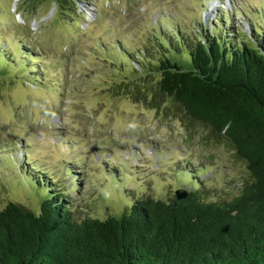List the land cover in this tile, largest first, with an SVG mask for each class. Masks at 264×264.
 I'll list each match as a JSON object with an SVG mask.
<instances>
[{
    "label": "rangeland",
    "instance_id": "374dc122",
    "mask_svg": "<svg viewBox=\"0 0 264 264\" xmlns=\"http://www.w3.org/2000/svg\"><path fill=\"white\" fill-rule=\"evenodd\" d=\"M223 1L81 0L64 16L54 0H0V210L64 194L76 219H105L176 189L238 194L250 174L228 141L167 97L154 108L110 89L158 38L263 43L264 0Z\"/></svg>",
    "mask_w": 264,
    "mask_h": 264
},
{
    "label": "trees",
    "instance_id": "16d2710c",
    "mask_svg": "<svg viewBox=\"0 0 264 264\" xmlns=\"http://www.w3.org/2000/svg\"><path fill=\"white\" fill-rule=\"evenodd\" d=\"M79 1L54 0L64 16L79 13ZM173 39L158 38L139 54V74L110 89L154 108L167 97L228 141L250 174L241 191L208 200L195 186L181 199L147 197L119 216L83 220L64 194L39 212L11 201L0 210V264H264V41Z\"/></svg>",
    "mask_w": 264,
    "mask_h": 264
},
{
    "label": "water",
    "instance_id": "95a60500",
    "mask_svg": "<svg viewBox=\"0 0 264 264\" xmlns=\"http://www.w3.org/2000/svg\"><path fill=\"white\" fill-rule=\"evenodd\" d=\"M186 194H187V191H183L181 189L175 190V195H176V198H178V199L185 197Z\"/></svg>",
    "mask_w": 264,
    "mask_h": 264
},
{
    "label": "bare ground",
    "instance_id": "6f19581e",
    "mask_svg": "<svg viewBox=\"0 0 264 264\" xmlns=\"http://www.w3.org/2000/svg\"><path fill=\"white\" fill-rule=\"evenodd\" d=\"M90 14H92V13H90ZM19 20H22V18L19 16Z\"/></svg>",
    "mask_w": 264,
    "mask_h": 264
}]
</instances>
